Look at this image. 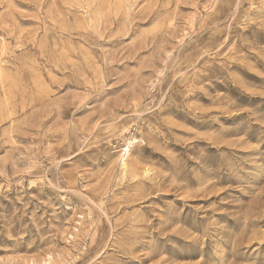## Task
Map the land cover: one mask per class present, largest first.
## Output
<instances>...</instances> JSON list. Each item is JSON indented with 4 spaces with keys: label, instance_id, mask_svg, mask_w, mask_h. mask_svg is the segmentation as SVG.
<instances>
[{
    "label": "rangeland",
    "instance_id": "obj_1",
    "mask_svg": "<svg viewBox=\"0 0 264 264\" xmlns=\"http://www.w3.org/2000/svg\"><path fill=\"white\" fill-rule=\"evenodd\" d=\"M0 264H264V0H0Z\"/></svg>",
    "mask_w": 264,
    "mask_h": 264
},
{
    "label": "bare ground",
    "instance_id": "obj_2",
    "mask_svg": "<svg viewBox=\"0 0 264 264\" xmlns=\"http://www.w3.org/2000/svg\"><path fill=\"white\" fill-rule=\"evenodd\" d=\"M123 152H124V154H123V156L125 157V160H124V162H123V166H127V162H126V160H127V157L129 156V153H130V144H128L124 149H123Z\"/></svg>",
    "mask_w": 264,
    "mask_h": 264
}]
</instances>
